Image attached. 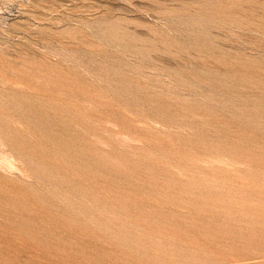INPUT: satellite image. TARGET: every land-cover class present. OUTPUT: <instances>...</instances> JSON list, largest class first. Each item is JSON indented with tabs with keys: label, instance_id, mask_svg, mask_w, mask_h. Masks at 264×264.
I'll return each instance as SVG.
<instances>
[{
	"label": "rangeland",
	"instance_id": "1",
	"mask_svg": "<svg viewBox=\"0 0 264 264\" xmlns=\"http://www.w3.org/2000/svg\"><path fill=\"white\" fill-rule=\"evenodd\" d=\"M0 109V264H264V0H0Z\"/></svg>",
	"mask_w": 264,
	"mask_h": 264
},
{
	"label": "bare ground",
	"instance_id": "2",
	"mask_svg": "<svg viewBox=\"0 0 264 264\" xmlns=\"http://www.w3.org/2000/svg\"><path fill=\"white\" fill-rule=\"evenodd\" d=\"M17 80H18V79H17ZM19 80H20V79H19ZM9 81H10V80H9ZM51 83H52V82H51ZM17 84H18V83H17ZM47 84H49V83H47ZM4 85H5V84H4ZM15 85H16V83H15ZM19 85H20V84H19ZM22 85H24V84H22ZM49 85H50V84H49ZM32 86H33V85H32ZM45 86H47V85H45ZM38 87H39V86H38ZM43 87H44V86H43ZM47 87H48V86H47ZM34 88H35V87H34ZM48 88H49V87H48ZM60 88H61V87H60ZM44 89H45V88H44ZM57 89H58V87H57ZM61 89H62V88H61ZM35 90H36V89H35ZM45 90H47V88H46ZM36 93H37V91H36ZM70 99H71V98H70ZM64 100H65V99H64ZM22 103H23V102H22ZM55 107H56V106H55ZM26 108H27V107H26ZM58 108H59V107H58ZM58 108H57V110H58ZM59 109H60V108H59ZM0 110H1V109H0ZM61 110H62V109H61ZM58 111H59V110H58ZM0 112H1V111H0ZM3 112H4V111H3ZM39 112H40V111H39ZM38 115H39V114H38ZM41 115H42V113H41ZM2 116H3V115H2ZM42 117H44V116H42ZM2 118L4 119V117H2ZM39 118H40V117H39ZM0 119H1V115H0ZM3 119H2V120H3ZM6 119H7V118H6ZM40 120H41V118H40ZM19 121H20V120H19ZM3 122H5V121H3ZM14 122H16V121H14ZM5 123H6V122H5ZM9 123H10V122H9ZM20 123H21V121H20ZM7 124H8V123H7ZM7 124H6V125H7ZM12 127H13V126H12ZM0 128H2V126H0ZM7 129H8V128H7ZM7 129L5 128V130H7ZM31 129H32V128H31ZM34 129H35V128H34ZM34 129H33V130H34ZM2 130H3V129H2ZM28 130H29V129H28ZM36 130H37V129H36ZM36 130H35V131H36ZM9 131H10V130H8L6 134H8ZM12 131H13V130H12ZM12 131H11V132H12ZM29 131H30V130H29ZM17 132H18V131H17ZM33 132H34V131H33ZM13 133H14V132H13ZM29 133H30V132H29ZM1 134H2V133H1ZM32 134H33V133H32ZM2 135L4 136V134H2ZM23 135H24V133H23ZM30 135H31V133H30ZM33 135H34V134H33ZM5 136H7V135H5ZM14 136L16 137L15 133H14ZM25 136H26V134H25ZM9 137H10V133H9ZM19 137H20V139L23 138V137H21V135H20ZM26 137H27V136H26ZM2 138H3V137H2ZM2 138H1V140H2ZM10 138H11V137H10ZM17 138H18V137H17ZM43 138H44V137H43ZM6 139H7V138H6ZM3 140H4V139H3ZM3 140H2V141H3ZM7 140H10V139L8 138ZM14 140H15V139H14ZM39 140L41 141V139H39ZM39 140H38V141H39ZM44 140H45V138H44ZM2 141H1V142H2ZM11 141H13V139H12ZM17 141L19 142V140H17ZM36 141H37V140H36ZM36 141H35V142H36ZM13 142H14V141H13ZM27 142H28V141H27ZM33 142H34V141H33ZM45 142H46V144H47V141H45ZM4 143H5V142H4ZM14 143H16V140H15ZM20 143L25 144V143L21 142V140H20L19 144H20ZM29 143H30V142H29ZM29 143H28V144H29ZM38 143H39V142H38ZM43 143H44V142H43ZM2 144H3V143H2ZM6 144H7V143H6ZM12 144H13V143H12ZM32 144H33V143H31V147H32ZM39 144H40V143H39ZM15 145H17V143H16ZM15 145H14V146H15ZM36 145H37V144L35 143V145H34V146H35V149H37V146H36ZM41 145H42V142H41V144H40L39 146H41ZM6 146H7V145H6ZM6 146H5V147H6ZM14 146H12V147H14ZM26 146H27V144H26ZM29 146H30V144H29ZM29 146H28V147H29ZM42 146H43V145H42ZM9 147H11V146H9ZM12 147H11V148H12ZM16 147H17V146H16ZM20 147H21V146H20ZM31 147H29V148H31ZM17 148H18V147H17ZM17 148H16V149H17ZM23 148H24V147H22V149H23ZM26 148H27V147H26ZM29 148H27V149L30 150ZM4 149H5V148H4ZM18 149H19V148H18ZM35 149H33V150H35ZM8 150H9V148H8ZM10 150H11V149H10ZM20 150H21V149H20ZM23 150L25 151V148H24ZM28 150H27V151H28ZM4 151H5V150H4ZM13 151H14V150H13ZM18 151H19V150H18ZM21 151H22V150H21ZM36 151H37V150H36ZM39 151L41 152L42 150H39ZM9 152H10V151H9ZM30 152H31V151H30ZM30 152H28V153H30ZM11 153H12V151H11ZM11 153H10V154H11ZM13 153H14V152H13ZM22 153H23V152H22ZM31 153H32V152H31ZM31 153H30V155H31ZM33 153H34V152H33ZM36 153H37V152H36ZM36 153H35V155H36ZM25 154H27V153L25 152ZM37 154H38V153H37ZM39 154H41V153H39ZM46 154H47V153H46ZM41 155H43V154H41ZM3 156H4V155H3ZM43 156H44V155H43ZM43 156H42V158H43ZM8 157H9V156H8ZM30 157H32V156H30ZM36 157H37V155H36L34 158L37 159ZM38 158H39V156H38ZM45 159L49 160L46 156H45ZM45 159H44V160H45ZM42 160H43V159H42ZM54 160H55V159H54ZM57 160H59V159H57ZM61 161H62V162H61ZM61 161H60L61 163H64L63 160H61ZM49 162H50V161H49ZM49 162H48V163H49ZM51 162H52V161H51ZM51 162H50V163H51ZM53 162H54V161H53ZM55 162H56L57 165L59 164V162H58V163H57V161H55ZM61 163L59 164V167L61 166ZM56 164H55V166H56ZM10 166H11V165H10ZM56 167H57V166H56ZM7 168H8V167H7ZM57 168H58V167H57ZM11 169H13V168H11ZM26 172H27V170H26ZM29 172H31V171H29ZM29 172H28V173H29ZM29 176H30V173H29ZM9 199H10V198H9ZM33 230H34V229H33Z\"/></svg>",
	"mask_w": 264,
	"mask_h": 264
}]
</instances>
